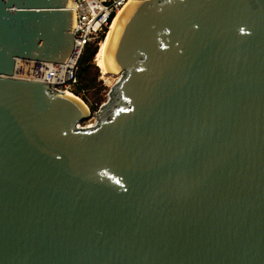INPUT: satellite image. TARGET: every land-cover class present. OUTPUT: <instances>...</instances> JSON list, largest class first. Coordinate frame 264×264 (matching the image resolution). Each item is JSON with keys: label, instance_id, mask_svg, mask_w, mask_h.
Here are the masks:
<instances>
[{"label": "water", "instance_id": "water-1", "mask_svg": "<svg viewBox=\"0 0 264 264\" xmlns=\"http://www.w3.org/2000/svg\"><path fill=\"white\" fill-rule=\"evenodd\" d=\"M90 110L72 0H0V264H264V0H137Z\"/></svg>", "mask_w": 264, "mask_h": 264}, {"label": "built area", "instance_id": "built-area-1", "mask_svg": "<svg viewBox=\"0 0 264 264\" xmlns=\"http://www.w3.org/2000/svg\"><path fill=\"white\" fill-rule=\"evenodd\" d=\"M133 1L137 0H72L73 28L71 33L74 36V52L70 60L66 64L18 60L14 77L42 82L48 84L54 92L78 97L74 94V89L79 82L78 61L82 53L87 47L101 44L117 13ZM81 124L78 128L86 129L93 127L96 121L84 127Z\"/></svg>", "mask_w": 264, "mask_h": 264}, {"label": "rangeland", "instance_id": "rangeland-1", "mask_svg": "<svg viewBox=\"0 0 264 264\" xmlns=\"http://www.w3.org/2000/svg\"><path fill=\"white\" fill-rule=\"evenodd\" d=\"M97 46V45H96ZM98 46V52L99 53ZM98 67H97V65ZM94 65L97 69L96 73V81L91 89L84 91L83 94L79 95V99L88 107L90 110V117L87 121L83 122L81 126H88L92 125L96 121V113L98 112L99 108L106 104L109 101L110 94L112 87L117 83L120 79L121 75L119 74H105L103 70L99 66L98 55H96L94 60ZM94 110H92V108ZM94 111V112H93Z\"/></svg>", "mask_w": 264, "mask_h": 264}, {"label": "trees", "instance_id": "trees-1", "mask_svg": "<svg viewBox=\"0 0 264 264\" xmlns=\"http://www.w3.org/2000/svg\"><path fill=\"white\" fill-rule=\"evenodd\" d=\"M97 52L98 46L92 45L90 47H87L78 61L77 77L79 82L74 89V94L77 96L83 94L84 91L91 89L96 81L95 72L97 71V69L94 65V60L96 55H98ZM91 108L92 110H94L93 107Z\"/></svg>", "mask_w": 264, "mask_h": 264}, {"label": "bare ground", "instance_id": "bare-ground-1", "mask_svg": "<svg viewBox=\"0 0 264 264\" xmlns=\"http://www.w3.org/2000/svg\"><path fill=\"white\" fill-rule=\"evenodd\" d=\"M133 4L134 3H129L128 5H126L123 9H121L117 13L115 19L113 20V22L111 24V27L109 28V31L107 32L105 38L103 39V41L100 44L99 53H98V60H99V66L105 74L116 73L110 65L109 56H110V52L112 49V45L114 42L116 32H117L118 27L120 25V22L122 20V17L126 13L127 9L130 6H132ZM70 96L73 97L75 100L79 101L80 103H82L83 105H85L78 97L73 96V95H70Z\"/></svg>", "mask_w": 264, "mask_h": 264}]
</instances>
